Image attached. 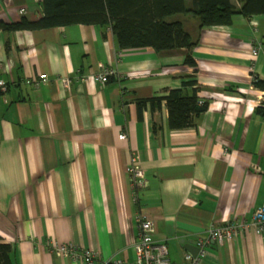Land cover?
<instances>
[{
    "label": "crops",
    "instance_id": "0c3cea01",
    "mask_svg": "<svg viewBox=\"0 0 264 264\" xmlns=\"http://www.w3.org/2000/svg\"><path fill=\"white\" fill-rule=\"evenodd\" d=\"M43 17L42 0H0L1 23ZM187 55L122 50L102 26L0 31V242L12 264H84L58 257L54 243L133 264L140 216L155 223L172 263L190 253L182 242L246 224L211 242L204 264H264V235L251 227L264 208V92L254 87L264 80V15L204 29L195 68ZM102 70L115 72L105 85L93 80ZM192 81L208 111L196 128L171 131L166 102L153 101L191 94ZM132 156L146 189L133 185Z\"/></svg>",
    "mask_w": 264,
    "mask_h": 264
},
{
    "label": "trees",
    "instance_id": "16d2710c",
    "mask_svg": "<svg viewBox=\"0 0 264 264\" xmlns=\"http://www.w3.org/2000/svg\"><path fill=\"white\" fill-rule=\"evenodd\" d=\"M42 0L44 17L37 22L23 19L16 24L0 22V31H37L73 25L111 28L120 49L152 48L155 51L185 49L186 64L196 67L191 51L200 41L206 28L230 26L234 18L264 15V0ZM196 20L193 25L190 18ZM185 85L195 87L196 82ZM254 87L264 92V80L257 78ZM198 88L191 94L172 90L164 99L154 100L161 107L166 102L168 126L171 131L196 128L199 119L208 111L200 104ZM156 102V103H155ZM146 104L139 103V110ZM264 115L263 107L257 110ZM0 264H12V247L0 242Z\"/></svg>",
    "mask_w": 264,
    "mask_h": 264
},
{
    "label": "built area",
    "instance_id": "2783aa9c",
    "mask_svg": "<svg viewBox=\"0 0 264 264\" xmlns=\"http://www.w3.org/2000/svg\"><path fill=\"white\" fill-rule=\"evenodd\" d=\"M25 14V10L20 11ZM260 48H255L252 51L253 57H257ZM115 74L113 71L102 70V72L94 77L93 80L100 82L101 84H107L110 76ZM81 81H87L86 77L80 79ZM257 79H254L256 82ZM40 81L46 82L47 75L40 76ZM28 81L27 84L40 86L41 82ZM65 86L71 83V80H63ZM7 91V84L0 83V92ZM200 104H204L200 101ZM121 140H125L126 136L122 134L120 136ZM128 173L132 179L133 185L142 189H146L148 186L147 179L145 177L144 170L140 167L139 158L137 156H132L131 163L128 167ZM139 224V234L138 239L134 243L135 259L133 264H176L172 263L169 259V251L165 244L158 243L155 241V223L143 216L138 218ZM251 227L254 229L255 233L258 235H264V208L257 210L253 216V222ZM248 229V225L243 224L239 227L235 225H226L222 228H215L209 231L206 237L201 238L196 246L199 248V253L197 256L187 253L184 257L183 264H204V259L206 257V247L211 244V242H218L222 244L225 240H232L240 232ZM52 251L58 257L62 258H77L84 264H109V262L101 261L97 253L92 250H80L78 247L73 245H62L59 243H54L52 246ZM116 264H122L120 262Z\"/></svg>",
    "mask_w": 264,
    "mask_h": 264
},
{
    "label": "water",
    "instance_id": "95a60500",
    "mask_svg": "<svg viewBox=\"0 0 264 264\" xmlns=\"http://www.w3.org/2000/svg\"><path fill=\"white\" fill-rule=\"evenodd\" d=\"M182 244L185 246V248L187 249V250H189V252L192 254V255H194V256H197L198 255V253H199V248L196 246V245H193V244H189V243H187V242H182Z\"/></svg>",
    "mask_w": 264,
    "mask_h": 264
},
{
    "label": "rangeland",
    "instance_id": "374dc122",
    "mask_svg": "<svg viewBox=\"0 0 264 264\" xmlns=\"http://www.w3.org/2000/svg\"><path fill=\"white\" fill-rule=\"evenodd\" d=\"M190 20L192 21L193 25H195L197 23L196 20L194 18H192V17L190 18Z\"/></svg>",
    "mask_w": 264,
    "mask_h": 264
}]
</instances>
